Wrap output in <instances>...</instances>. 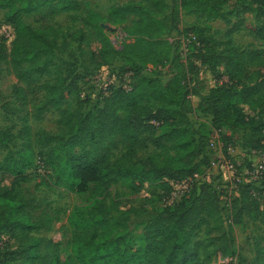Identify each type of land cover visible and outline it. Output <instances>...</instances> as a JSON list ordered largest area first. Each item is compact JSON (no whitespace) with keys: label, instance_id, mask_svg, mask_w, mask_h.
<instances>
[{"label":"trees","instance_id":"trees-1","mask_svg":"<svg viewBox=\"0 0 264 264\" xmlns=\"http://www.w3.org/2000/svg\"><path fill=\"white\" fill-rule=\"evenodd\" d=\"M148 2L149 6L132 3L120 8L111 7L109 15L116 23H124L129 15H134L137 20L125 31L128 44H121L119 50H115L104 39L100 50L99 60L103 65L114 61L123 64L125 72L132 79L128 90L121 87L110 89L102 107L96 113L84 115L78 111L86 97L79 93L80 99H76L77 113L73 119H68L71 114L69 109H61L65 100L63 91L59 87L48 89L49 94L55 91L56 97L49 98L48 105L45 106L54 108L64 120L65 130L70 129L72 133L68 139L64 132L44 137L42 144L46 149V164L54 170L56 181L62 182L69 192L84 194L92 187L87 209H74L68 219L71 229L69 253L61 254L57 243L32 234L46 227L50 219L45 222L34 219L26 211L23 199L17 197V188L30 181L28 171L34 165L29 128L26 119H23L21 153L17 158L5 157L0 161V231H10L22 245L20 251L9 253L6 260L14 264H200L197 254L184 238L185 229L197 221L198 224H204L200 218L209 217L215 212L219 194L211 185L201 184L196 195L190 189L179 201L166 205L171 211L165 212L163 217L155 219L145 228V245L133 251H127L123 247L125 229L118 232L115 227L119 224L124 228L121 218L127 219L126 215L117 217L112 222L106 213L105 195L111 186L125 184L137 194L143 184H152L163 178L176 183L194 178V173L199 168L195 161L202 154L194 133L185 125V118L179 114L178 122L165 135L166 140L173 142L172 147L169 148L160 141L154 142L158 151L146 159L132 161L145 149L142 136H153L156 126L166 121L168 114L174 110L184 112L183 107L189 96L188 89L177 77L163 84L156 77L143 75L146 66L157 65L168 59L170 48L162 37L165 27L156 16L167 5L164 0ZM182 2L185 8L200 13L213 7L217 0ZM261 8L264 10V5ZM0 10L4 11L5 21L14 28V40L9 54L11 70L18 83L32 86L49 75V67L53 66V52L60 49L50 39V30L31 28L25 24L24 18L74 14L80 11V6L73 0H0ZM258 16L264 18V13ZM100 21L99 15L89 13L83 19V25L89 28ZM244 28L255 39L264 40V19L258 25L239 19L226 33L230 37ZM204 31L205 29L185 31L183 36L192 34L195 37V41H190L186 47L195 51V57L202 65L211 66L217 58H213L212 47H206ZM79 35L82 42H87L91 36H84L81 31ZM208 42L213 44L211 39ZM226 49L225 71L230 82L239 81L246 74L244 67L264 68V49L237 51L230 39L226 43ZM6 58L7 54L0 45V63L5 62ZM254 75L256 82L242 89L238 95L239 101L252 110L264 104V75L259 71ZM70 85L68 94H75L76 85ZM226 88L223 86L210 91L204 112L211 116L212 128L221 136L224 144L229 145L235 140L228 136L231 122L236 120L244 123L245 120L252 124L253 120L244 119L240 111L232 113L229 103L234 95ZM12 96L20 107L27 105L25 88L14 86ZM146 101L156 104L155 110ZM255 127L256 140L245 143L244 146L264 152L261 135L264 122ZM171 150L175 151L174 156L169 155ZM116 152H119V156L113 160ZM5 179L10 180L7 187ZM248 194L255 197L252 191H246L232 200L236 223L240 221L242 204L248 202ZM167 195L164 193L160 199L163 204ZM254 256L255 264H264V238L256 241Z\"/></svg>","mask_w":264,"mask_h":264},{"label":"rangeland","instance_id":"rangeland-1","mask_svg":"<svg viewBox=\"0 0 264 264\" xmlns=\"http://www.w3.org/2000/svg\"><path fill=\"white\" fill-rule=\"evenodd\" d=\"M73 1L80 6L77 13L57 17L37 15L24 18L25 24L31 28L50 30V39L60 49L53 52V66L49 67V75L42 77L32 86L18 83L11 70L9 54L14 40V28L5 21L4 11L0 10V45L7 54L6 61L0 63V161L5 157L17 158L21 153L22 121L26 119L34 165L28 171L30 181L17 188V197L23 199L26 211L34 219H42V222L50 219L46 227L32 234L57 243L61 254L70 252L71 229L68 219L74 209H87L92 187L84 194L69 192L62 182L56 181L54 170L46 164V149L42 144L44 137L57 136L64 132L68 139L72 133L70 129L65 130L61 115L51 106H45L48 105L49 98L56 97L55 91L49 94L48 89L59 87L63 91L65 100L61 109H69L71 114L68 119H73L77 113L76 99H80L79 93L86 97L78 111L84 115L96 113L102 107L110 89L121 87L128 90L132 79L129 73L125 72L123 64L114 61L103 65L99 55L104 39H107L115 50H119L121 44H128L124 37L125 31L137 18L129 15L124 23L118 24L110 17L109 11L111 7L120 8L132 3L149 6L148 0ZM164 1L167 8L156 16L165 27L162 37L170 47L169 57L160 64L146 66L143 75L156 77L163 84L177 77L188 89L189 96L183 107L184 112L174 110L168 114L166 121L156 126L153 136H142L145 149L132 161L146 159L158 151L153 145L154 142L160 141L171 148L173 142L166 140L165 135L169 128L178 122L181 114L185 118V125L192 130L194 139L202 148V154L195 161L199 168L195 171L194 178H191L192 194L198 193L201 184L211 185L219 194L215 212L209 217L200 218L204 224H198L197 221L188 226L184 238L197 254L200 264H255L254 245L257 240L264 238V176L248 182V177L243 174L261 160L262 151L248 149L244 144L256 140L255 126L264 122V104L252 110L239 101L238 95L242 89L256 82V71L264 75V68L244 67L246 74L239 81L230 82L225 64L226 43L229 39L237 51L264 49V40L255 39L246 28L230 37L227 35L228 29L239 19H245L251 25L261 24L264 18L258 15L264 13L261 8L264 0H217L213 7L200 13L185 8L182 0ZM89 13L99 15L101 21L88 28L83 25V19ZM198 29H205L203 37L207 43L206 47H212L213 58H217L211 66L202 65L195 57V51L183 46L186 43L184 32H197ZM80 31L84 36L91 35L87 42L80 40ZM209 39L213 44L208 42ZM70 84L76 85L75 94H68ZM14 86L26 89L25 107H20L15 102L12 96ZM223 86L234 95L229 103L232 113L240 111L244 119L253 120L252 124L245 120L244 123L236 120L231 122L228 136L235 140L229 145L224 144L221 136L212 128L211 116L204 112L210 91ZM145 103L155 110L156 104L151 101ZM211 143L214 147H211ZM169 155L174 156L175 151H169ZM118 156L119 152H116L112 159ZM222 158L236 167L240 183L234 182V176L220 162ZM173 181L163 178L152 184H143L137 194L125 184H116L109 188L105 195L107 217L112 222L117 217H127L125 220L121 218L124 228L119 224L115 226L118 232L125 229L124 249L133 251L145 245V228L155 219L163 217L165 212L171 211L160 199L164 193H170L171 184L176 183ZM9 184L10 180L5 179V186ZM246 191H252L255 197L252 198L248 194L249 204H242L240 221L236 223L232 200ZM21 249L22 245L15 235L8 230L0 231V264H14L6 259L9 253Z\"/></svg>","mask_w":264,"mask_h":264},{"label":"built area","instance_id":"built-area-1","mask_svg":"<svg viewBox=\"0 0 264 264\" xmlns=\"http://www.w3.org/2000/svg\"><path fill=\"white\" fill-rule=\"evenodd\" d=\"M124 37L126 38V35H124ZM185 41L186 43L183 44L184 47H186V44L190 41H195V37L192 34H188L185 37ZM261 135L263 137L262 144H264V127L261 129ZM211 147H214L213 143H211ZM220 162L225 166V169L234 176V182L240 183L241 180L238 178V174L236 173V167L224 158H222ZM243 175L248 177V182L259 180L262 176H264V152L261 153V160L252 168H248ZM191 182V179H187L179 183H172L171 191L164 199L165 205H173L185 196L190 191Z\"/></svg>","mask_w":264,"mask_h":264}]
</instances>
